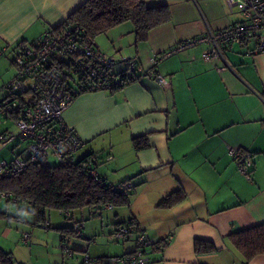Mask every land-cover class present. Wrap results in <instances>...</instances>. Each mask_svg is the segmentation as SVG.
<instances>
[{
	"label": "crops",
	"instance_id": "0c3cea01",
	"mask_svg": "<svg viewBox=\"0 0 264 264\" xmlns=\"http://www.w3.org/2000/svg\"><path fill=\"white\" fill-rule=\"evenodd\" d=\"M84 1L0 0L1 57L61 24ZM145 1L167 5L170 21L152 29L143 42L135 43L132 25L123 23L94 43L114 58H137L146 70L154 55L242 20L224 0ZM251 46L223 44L221 56L204 62L209 44H198L158 63L166 86L141 77L113 92L78 95L63 114L83 141L74 159L88 157L106 184L119 191L128 182L133 190L128 205L97 213L84 208L82 219L72 216V223L110 234L113 227L132 222L117 256L135 251L140 230L153 243L142 249L146 264H243L227 238L264 224V52L249 54ZM9 131L0 123V137ZM135 138H145L148 146L135 150ZM228 147L252 154L249 180L238 172ZM15 154V145L0 146V161ZM176 190L185 194L181 202L158 206ZM92 238L95 242L84 234L88 244L80 250L96 244ZM195 240L211 242L216 251L196 254ZM247 264H264V253Z\"/></svg>",
	"mask_w": 264,
	"mask_h": 264
},
{
	"label": "built area",
	"instance_id": "2783aa9c",
	"mask_svg": "<svg viewBox=\"0 0 264 264\" xmlns=\"http://www.w3.org/2000/svg\"><path fill=\"white\" fill-rule=\"evenodd\" d=\"M230 11L237 9L242 20L220 32H209L204 37L194 38L178 44L169 52L153 56L150 69H144L137 58L121 56L114 58L97 48L94 41L82 38L78 28L62 31L48 30L36 42L24 43L18 47L13 65L16 72L11 80L5 82L0 93V118L13 121L17 132H6L0 137V146L15 145L24 147L10 160L0 161V178H12L38 160L54 165L72 164L74 154L83 145L76 131L68 126L63 114L73 100L80 94L92 92H113L136 82L141 77L154 80L166 86V78L159 72L158 63L171 54L209 44L202 53V60L210 62L221 56V45L238 43L252 45L249 54L264 52V0H224ZM2 51L0 50V56ZM221 70V69H220ZM227 154L235 162L238 172L250 179L253 166L252 154L239 148L228 147ZM92 161L88 159V174L99 182ZM123 194L133 190L130 183L121 188ZM0 198L11 199L9 193H0ZM105 207H110L107 205ZM101 210V209H100ZM63 215L72 220L69 212ZM68 233L84 237L83 224L73 222ZM49 222L43 224L49 227ZM69 234L61 238V248L66 257H72L69 248ZM131 235V226L118 225L111 229V241L123 244ZM25 245L30 243V234L21 237ZM95 242V238L89 239ZM153 243L143 231H138L136 249L132 253L102 259L91 258L87 252L79 264H146L142 249Z\"/></svg>",
	"mask_w": 264,
	"mask_h": 264
},
{
	"label": "trees",
	"instance_id": "16d2710c",
	"mask_svg": "<svg viewBox=\"0 0 264 264\" xmlns=\"http://www.w3.org/2000/svg\"><path fill=\"white\" fill-rule=\"evenodd\" d=\"M169 21L170 11L167 5L149 6L145 0H85L61 24L50 30L58 32L78 28L82 38L94 41L114 27L130 23L135 43H139L146 40L152 29ZM22 44L24 42H20L19 47ZM147 146L145 138L133 139L135 150ZM88 159H74L75 162L67 165H50L44 160H38L12 178H0V193H9L16 204H27L34 225L49 222L47 216L52 210L63 214L86 208L91 213H97L107 205H128V194H123L122 189L118 191L98 175L99 182L89 176ZM126 183L128 182L121 184V188ZM184 198V192L176 190L162 199L158 206L171 207ZM3 215L0 213V216ZM122 225L131 226L132 222ZM227 239L233 251L240 255L242 263L247 264L256 255L264 253V224L232 233ZM194 251L198 255L209 254L214 253L216 248L211 242L195 240ZM94 259L101 262L103 257ZM0 264H13L11 255L1 248Z\"/></svg>",
	"mask_w": 264,
	"mask_h": 264
},
{
	"label": "rangeland",
	"instance_id": "374dc122",
	"mask_svg": "<svg viewBox=\"0 0 264 264\" xmlns=\"http://www.w3.org/2000/svg\"><path fill=\"white\" fill-rule=\"evenodd\" d=\"M14 57L15 53L12 52V54L7 53L0 58V89L5 82L12 79L16 72L15 66L10 63ZM3 97L4 94L0 93V99ZM0 123L2 128L10 129L9 132H17V127L11 120L0 118ZM23 147L24 144L15 147L16 153ZM49 164L54 165L52 161H49ZM81 212V210H75L70 214L77 220H81ZM0 213L4 214L0 216V248L11 255L13 264H79L85 252L91 257L105 259L117 256L124 249L125 243L118 244L111 241L107 232H94L97 227L93 226L89 230L84 229L83 233L89 239L96 236L97 243L89 245L88 251L80 250L88 244V241L70 234L69 238L72 239L69 240V247L73 256L66 257L61 248L60 239L61 235L69 234L68 231L73 224L59 211H49L47 219L50 226L48 228H44L43 225H34L29 206L25 203L16 204L7 198H0ZM63 228L68 231H63ZM25 233L30 234L31 237L28 245H25L21 240Z\"/></svg>",
	"mask_w": 264,
	"mask_h": 264
}]
</instances>
